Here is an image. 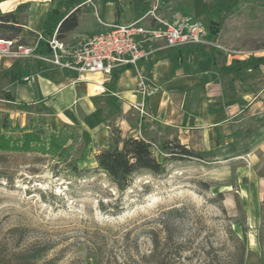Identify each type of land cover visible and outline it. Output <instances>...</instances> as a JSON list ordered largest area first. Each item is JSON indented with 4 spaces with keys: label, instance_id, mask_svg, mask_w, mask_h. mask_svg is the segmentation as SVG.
<instances>
[{
    "label": "rangeland",
    "instance_id": "rangeland-1",
    "mask_svg": "<svg viewBox=\"0 0 264 264\" xmlns=\"http://www.w3.org/2000/svg\"><path fill=\"white\" fill-rule=\"evenodd\" d=\"M9 1L19 4V22L34 35L48 7L76 9L80 30H98V20L108 15L102 2L118 0ZM184 2L182 11L201 23L208 11L227 12L229 18L222 19L226 34L213 43L232 51L231 58H251L264 49V30L249 29L252 19L264 16V0ZM33 40L41 42L38 34ZM205 51L184 48L182 63L193 67ZM126 104L112 95L96 102L92 114L78 111L79 122L71 127L79 140L68 159L89 172L72 176L61 158L49 154L0 152V264H23V254L31 248L45 250L31 264H86L89 255L99 256L101 264H264V177H259L264 175V127L249 153L206 163L166 161L164 174L142 173L120 190L92 171L95 155L113 148L114 139H123L118 121L127 117L133 125L139 110L130 106L126 113ZM25 109L19 119L3 107L0 117L9 114L26 131H31L32 117L46 127L45 117L33 107ZM248 123L242 118L238 129ZM152 153L159 161L164 157L154 149Z\"/></svg>",
    "mask_w": 264,
    "mask_h": 264
},
{
    "label": "crops",
    "instance_id": "crops-1",
    "mask_svg": "<svg viewBox=\"0 0 264 264\" xmlns=\"http://www.w3.org/2000/svg\"><path fill=\"white\" fill-rule=\"evenodd\" d=\"M179 1L187 8L184 0ZM158 3V0L102 2L108 15L98 20L101 29L85 27L80 30V21L78 27L60 41L72 51L102 31V24L139 22L148 28L154 25L150 12ZM18 5L0 0V13H17ZM116 6L118 15L114 13ZM46 10L41 26L34 28L39 39L44 27L57 24L55 19H48L51 8ZM49 21L53 24L49 25ZM31 33L30 27H23L14 41L17 46L34 49L32 57H0V109L5 107L7 113L20 119L27 114L26 107H33L37 114L46 118L45 126L50 127L51 132L66 125L74 126L79 122L78 111L92 114L96 102L112 95L127 101L126 113L131 110L130 106L139 110L134 113L133 125L127 117L118 121L124 132L123 138H137L138 134L143 140L176 139L187 149L199 152L224 150L233 141L232 135L238 130L242 118L262 117L264 120V49L250 54L258 61L256 66L250 63L246 66L248 56L231 58L225 52L221 56L226 57L222 56L223 60H219L215 67L210 61L203 63L201 57V61L194 62L191 67L182 63L184 48L167 49L162 40H150L147 44L157 49V53L138 61L135 66L119 67L109 75H78L36 58L47 56L49 51L42 39L39 45H35V34ZM179 51L182 52L175 61L172 55ZM235 61L237 65L232 64ZM6 95L15 101H6ZM141 104L143 108L140 110ZM132 132H136L135 135ZM100 133L102 136L103 132Z\"/></svg>",
    "mask_w": 264,
    "mask_h": 264
},
{
    "label": "trees",
    "instance_id": "trees-1",
    "mask_svg": "<svg viewBox=\"0 0 264 264\" xmlns=\"http://www.w3.org/2000/svg\"><path fill=\"white\" fill-rule=\"evenodd\" d=\"M156 6V14L168 12L169 15L174 12L184 9L183 4L179 0H158ZM61 4V3H59ZM62 6V5H60ZM61 7L50 11L48 19H55L57 24L54 27H44L42 40H49L55 33L58 40H62L65 36L76 29L79 24L76 9L60 10ZM115 14L118 15L119 11L115 7ZM229 18L227 12L219 10L216 12H206L204 25L206 27L208 42H214L218 38L225 36L226 27L222 23L223 17ZM220 17V19H218ZM249 29L264 30V16L261 18H254L250 21ZM23 25L19 22L18 16L14 12L0 13V39L1 40H15L22 32ZM193 48L198 50H206L205 53L200 54L202 62L210 61L213 67L217 66L218 59L221 57L220 51L210 45H198ZM182 51L176 55H172L175 61L178 60ZM252 66H256L258 61L254 58L249 59ZM237 65V61L232 63ZM242 67V65H240ZM6 101L14 102V98L6 95ZM25 105H23L24 107ZM249 123L247 128L242 130L238 129L233 135V141L225 147V152L220 154V150L215 151H193L181 145L176 139L163 140L155 144L153 140H143L141 138L127 137L121 139L120 137L114 139L113 148L103 150L95 155L96 167L92 172L102 173L107 179L118 189H127L134 177L142 174L149 173L152 175H161L166 172V161H185L197 160L198 162L206 163L217 159L222 156H230L235 153L246 154L252 149L251 141L253 138L260 135V129L264 127V120L262 117L248 118ZM31 131L27 128H20L18 123H14L8 115L0 117V152L8 153H40L56 156L60 163L64 164L66 170L72 176L80 175L83 172L77 167V161L68 159L71 154L73 146L79 140L78 133L69 126H64L57 132H51L48 128L41 125L36 117H32L29 121ZM19 131L21 134L6 133L7 131ZM67 141L71 144L67 145ZM119 145L121 147L119 148ZM156 150L160 155H164L159 161L152 153ZM259 177H264L259 174ZM264 208V199L262 202ZM45 250L29 249L23 264H31L32 261L39 259L43 256ZM86 264H101L99 256L89 255Z\"/></svg>",
    "mask_w": 264,
    "mask_h": 264
},
{
    "label": "built area",
    "instance_id": "built-area-1",
    "mask_svg": "<svg viewBox=\"0 0 264 264\" xmlns=\"http://www.w3.org/2000/svg\"><path fill=\"white\" fill-rule=\"evenodd\" d=\"M154 25L145 28L139 22L122 25H103L104 29L89 38L81 47L68 51L54 35L46 42L49 54L36 57L51 65L66 69L78 75L102 73L109 75L123 66H135L140 60L157 53L150 40H162L164 48L178 49L198 45H210L227 54L217 43L206 40L204 23L195 21L191 16L176 11L171 15H157L150 12ZM42 38L40 37V40ZM34 49L17 46L14 40L0 39V57H32ZM140 107V110H141Z\"/></svg>",
    "mask_w": 264,
    "mask_h": 264
}]
</instances>
